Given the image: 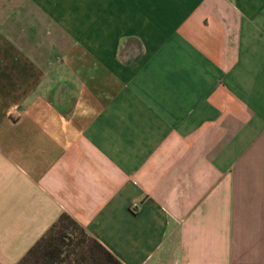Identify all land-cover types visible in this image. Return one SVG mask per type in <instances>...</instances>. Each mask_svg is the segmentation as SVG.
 I'll list each match as a JSON object with an SVG mask.
<instances>
[{
	"label": "crops",
	"instance_id": "1",
	"mask_svg": "<svg viewBox=\"0 0 264 264\" xmlns=\"http://www.w3.org/2000/svg\"><path fill=\"white\" fill-rule=\"evenodd\" d=\"M62 214L121 264H264V0H0V264Z\"/></svg>",
	"mask_w": 264,
	"mask_h": 264
},
{
	"label": "trees",
	"instance_id": "2",
	"mask_svg": "<svg viewBox=\"0 0 264 264\" xmlns=\"http://www.w3.org/2000/svg\"><path fill=\"white\" fill-rule=\"evenodd\" d=\"M17 264H121L69 215L62 214Z\"/></svg>",
	"mask_w": 264,
	"mask_h": 264
},
{
	"label": "built area",
	"instance_id": "3",
	"mask_svg": "<svg viewBox=\"0 0 264 264\" xmlns=\"http://www.w3.org/2000/svg\"><path fill=\"white\" fill-rule=\"evenodd\" d=\"M138 206H139L138 203H134V204L131 206V210H132L133 212L137 211Z\"/></svg>",
	"mask_w": 264,
	"mask_h": 264
}]
</instances>
